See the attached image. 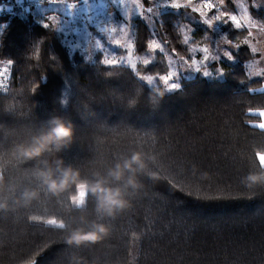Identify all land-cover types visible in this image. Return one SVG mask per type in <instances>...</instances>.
<instances>
[{
  "label": "trees",
  "instance_id": "obj_1",
  "mask_svg": "<svg viewBox=\"0 0 264 264\" xmlns=\"http://www.w3.org/2000/svg\"><path fill=\"white\" fill-rule=\"evenodd\" d=\"M245 1L250 7L252 0ZM250 12L264 22V10L251 7ZM159 17V40L175 55L188 57V46L178 39L179 34L173 38L170 34L177 26L174 14L163 12ZM47 18L46 13L36 12L25 17L0 16V58L16 61L9 94H0V103L12 98L21 86L26 88L35 77L40 85L31 97L36 105L32 122L39 125L62 116L76 128L78 141L59 154L67 163L81 166L89 175L113 164V154L139 149L155 157L150 169L161 179L154 182L140 177L144 191L132 197L130 210L105 221L111 226V235L96 246L67 247L62 243L66 233L31 221L29 216L37 215L64 219L72 226L69 216L75 210L70 208L68 196L43 195L15 218L0 219V264H19L45 244L52 246L37 258V264H76L77 260L87 264H264V193L255 199L196 198L197 191L201 196L243 192L240 178L249 173L253 150L264 144L260 130L245 122L248 108L264 107V92L252 91L261 87L264 75H248L246 62L254 57L248 45L241 43L239 50H232L234 61L225 65L221 79L199 75L181 78V88L166 93L154 113L144 108L129 113L101 104L93 106L95 117L81 119L73 110L78 85L91 82L100 87L96 80L102 53L96 51L94 59L88 61L79 50L70 52L59 30L50 33L43 27L44 23L52 24ZM133 22V50L142 53L148 48L151 33L143 20ZM224 29L225 36L234 42L247 36V30ZM199 32L202 29L197 26L192 36ZM192 36L189 42L197 43L198 37ZM40 37H49L42 46L44 57L52 52L63 66L62 73L47 68L43 80L40 70L24 68L23 59L30 42ZM167 69L160 53L148 65L137 67L142 75L153 76L163 75ZM123 71L127 77L133 76L130 67ZM110 83L122 91L127 87L125 77ZM141 83L147 95L151 86ZM65 97L69 104L62 107L60 100ZM99 123L107 127L95 126ZM0 124L14 130L10 136L0 132V149L24 137L30 127L28 122L2 113ZM87 215L96 218L91 203Z\"/></svg>",
  "mask_w": 264,
  "mask_h": 264
},
{
  "label": "clouds",
  "instance_id": "obj_2",
  "mask_svg": "<svg viewBox=\"0 0 264 264\" xmlns=\"http://www.w3.org/2000/svg\"><path fill=\"white\" fill-rule=\"evenodd\" d=\"M56 3L71 5L75 9L76 3L68 0H55ZM53 23H44L43 27L50 33L59 30V18L50 15L47 18ZM112 34L111 27L108 30ZM49 37H40L30 42L27 51L23 55L24 68L28 71L38 69L41 79H46L47 68L55 72H63L62 62L58 56L49 52L45 58L43 44ZM2 44V41H0ZM100 46L99 41L95 47ZM264 51V48H257ZM234 58H231L232 60ZM10 58H0V64L7 66ZM11 63L16 61L11 59ZM47 65L45 67L44 65ZM101 67L97 72L95 87L91 82L79 84V97L73 104V110L81 119L96 116L94 105L111 104L119 107L124 112H135L144 108L149 112L159 110L161 101L170 91L175 90L171 85L163 83L160 86L151 76L142 75L136 71L129 62L133 76L127 77L123 69L112 64L108 58H102ZM196 71V69H195ZM205 77L207 75L201 72ZM224 71H221L222 75ZM125 77L127 87L121 90L119 86H113L110 81H119ZM144 82L151 86V91L145 95ZM241 82V81H240ZM40 81L35 77L29 81L27 87L21 86L15 90V95L0 103V113L12 116L15 120H23L30 125L27 134L20 139H13L3 149H0V219L15 218L21 210H27L34 203L41 200L45 194L52 197L68 196L70 205L79 210L71 214L69 219L72 226L63 219H57V223L67 228L62 236V243L70 248H81L86 245H95L103 242L111 235V226L106 220L116 219L133 207L132 197L145 189V184L140 179L147 176L154 182L161 179L158 172L150 169V161L155 157L149 156L144 151L133 149L129 153L113 154L114 163L105 170H94L85 175L81 166L67 163L59 154L69 149L78 141V134L72 121L62 116H53L48 121L39 125L32 122L33 110L36 107L31 97L39 88ZM62 107H67V97L60 100ZM97 127H107L103 123ZM14 130L8 129L5 124H0V132L11 135ZM240 185L245 189L259 194V189L264 188V172H249L240 178ZM91 203L96 218H90L85 212L86 206ZM41 217L29 216L36 220ZM51 244H45L32 254L19 261V264H28L45 251ZM76 264H87V261L77 260Z\"/></svg>",
  "mask_w": 264,
  "mask_h": 264
},
{
  "label": "rangeland",
  "instance_id": "obj_3",
  "mask_svg": "<svg viewBox=\"0 0 264 264\" xmlns=\"http://www.w3.org/2000/svg\"><path fill=\"white\" fill-rule=\"evenodd\" d=\"M92 1L94 2L86 6L80 5V3L74 2V0H68L69 3L77 4L75 9L68 8L66 4L51 3L36 7L30 13L36 12L40 15L46 13L47 17L53 14L56 15L59 18L60 23L59 32L63 34V41L68 50L70 52L79 50L88 61H92L94 59V53L96 51H100L102 53V58H104L105 56L109 58L115 56L117 59H119L121 56H124L127 59L129 52H131L132 58L137 60V65L139 66L143 64V59H148L150 62H152L155 59L156 54L160 53L163 56L168 69L167 72L163 75H157L155 77L165 76L169 71H176L177 83H179V80L181 78H191L196 75L202 76L207 79H221L224 77V73L222 75H217L216 72L221 68L225 70V65H227L229 62L234 61V59L229 60L222 55L225 49L232 51L234 50V48H231V46L223 42L221 43V47L219 49L216 48L217 41L222 36H225L224 28H232L233 26L230 23L225 24L222 22H217L213 27L210 28L202 22L204 19H210L214 14H218L217 9H213L211 12H209L208 17H200L198 13L192 12L191 8L174 10L170 7H162L160 9L159 15L163 12H172L174 14V24L176 23L177 26L175 27V29H172V31H170V34H172V38L176 34H179L178 39L181 38L183 42V37L185 34H187L190 41L192 33L196 31V27H201L202 32H199V35L192 36L193 38L198 37V42L195 44L189 42V44L187 45L188 50L186 49V51H189V56L185 57L184 55H175L174 52L167 49V47L161 42V40H159L156 30V22H159L160 17H154L152 13H148L146 11L147 7H154V5L157 2H160V0H122V3H120L119 0ZM169 2H171V0H169ZM179 2L187 3V0H179ZM201 2L202 0H192L193 6L198 5ZM212 2L219 5V0H212ZM137 4H142L144 6L143 17L139 16L136 13ZM224 7H227L232 14H237L239 16L242 15V9L247 8L248 4L245 0H227L226 5L220 6L219 10L222 11ZM123 8L129 10V16L126 21H124L123 18ZM252 8L255 10H264V0H260L259 5ZM136 18L141 19L146 23L151 33L150 41L155 39L158 43H160L164 48L163 52H161L160 50L152 51L148 48L142 53L134 52L133 21ZM255 18L259 20L258 17ZM110 21L111 23H108ZM120 22H123L125 25V30L128 33L126 37L123 35V33L119 32ZM51 23L53 22L51 21ZM101 27H117V32L112 33L111 35H109L108 32L102 33L100 31ZM253 34L259 35L261 37V40L264 42V34L259 33L258 30H256V32H253ZM116 39H120L122 41L121 46H116L114 44V41ZM96 41H99L101 47H95ZM125 44H131L132 47L130 49L123 47V45ZM262 45L264 46V44ZM205 46L209 47L212 53L215 54L219 52L220 54L219 60L209 59L208 61H204V63L200 65L201 72L207 70L213 73V75L207 77H205L201 72L195 71L194 67H189V65H192L193 60H195L198 64L203 60L204 53L199 49ZM192 49H196V51H193ZM260 52L264 54V51ZM170 60L173 62L171 67H169ZM249 72L252 73L250 77L257 76L256 73L264 72V63H260L259 66L254 70L248 68V75ZM158 84L160 86H163L162 81H158Z\"/></svg>",
  "mask_w": 264,
  "mask_h": 264
},
{
  "label": "snow or ice",
  "instance_id": "obj_4",
  "mask_svg": "<svg viewBox=\"0 0 264 264\" xmlns=\"http://www.w3.org/2000/svg\"><path fill=\"white\" fill-rule=\"evenodd\" d=\"M53 2H55V0H53ZM119 2L122 3V0H119ZM84 3L87 6L88 0H84ZM226 3H227V0H219V5L216 3H213L212 0H202V2L200 4L193 6L192 0H187V3H180L179 0H171V2H169V0H160V2H157L154 5V7H147L146 11L148 13H152L154 17L159 18V12H160V9L162 7H170L174 10L191 8V11L194 13H198L200 17H208L209 12H211L213 9H217L218 14H214L210 19H204L202 22L204 24H206L207 26H209L210 28L213 27L217 22H222L225 24L230 23L237 30H240V31L247 30V36H245L242 41H239V38L237 37V41H239V42H234L233 39H229L227 36H222L217 41L216 48L219 49L221 47V43L223 42V43L231 46V48L239 50L241 47V43H242L245 45H249L252 53H256L257 51L252 46V39H250L253 37V31L252 30L256 29V30H258L259 33L264 34V22H261L260 20L256 19L253 16V14H251L250 8L258 6L260 3V0H253V3L251 4V6L247 7V8H243L242 9V15H239V16L237 14H232L228 10L227 7H224V9L222 11L219 10L220 6L226 5ZM76 6H75V8H76ZM67 7L70 8L72 6L67 5ZM143 8H144V6L142 4H137V6H136V13L141 17L144 16ZM122 12H123L124 21H126L128 19V16H129V10H127L126 8H123ZM108 23H111V21ZM47 26H50V25L48 24ZM108 30H109V27H101L100 28V31L102 33L108 32ZM111 32L116 33L117 27H111ZM119 32L123 33V35L125 37L128 35L127 31L125 30V25L123 22L119 23ZM183 43L185 45L189 44V36L187 34H185L183 37ZM114 44L116 46H121L122 41L120 39H116L114 41ZM99 47H101V46H98L97 48H99ZM123 47L130 49L132 47V45L131 44H125V45H123ZM147 47H148V49H150L152 51H155V50H160L161 52L164 51L163 46L160 43H158L155 39L151 40L148 43ZM192 50L196 51V49H192ZM199 50L204 53L203 60L200 61L199 64L195 60H193L192 65H189V67H194L197 72H201L200 65L203 64L204 61H208L209 59H211V60H219L220 59L219 52L214 54L210 51V48L207 46H205ZM222 55H223V57H226L229 60L231 58H234L232 55V51L228 50V49H225L223 51ZM105 58L110 59L112 64L119 65L122 69L129 68L130 67L129 62H131L132 65L135 67L136 71H139V70H137V67H138L137 60L132 58L131 52H129L127 59L124 56H121L119 59H117L115 56H112L111 58L105 56ZM142 63H143V65H148L150 63V61L148 59H143ZM172 63L173 62L170 60L169 67L172 66ZM13 65L14 64L11 63V59H10L9 64L7 66L3 65V67L0 68V94H9L10 72H11ZM248 67L254 68L255 65H249ZM131 70H132V68H131ZM221 71H224L223 68L219 69L216 72V74L219 75ZM203 72L207 76L213 75L212 72H209L207 70H205ZM251 75H252V73L249 72V76H251ZM256 75H264V73H256ZM147 76H151L156 83H158V81H162L163 83H167L168 85H171L173 90H175L179 87V84L176 82V77H177L176 71H169L168 74L165 76H159V77H155L153 75H147ZM252 91L264 92V86L257 88V89H252ZM245 115L247 117L245 122L252 129H259L261 135H264V107L248 108ZM257 147L259 150H253V152H252L249 172L250 171L251 172H264V144H260ZM150 164H155V160L150 161ZM246 175H248V174H246ZM243 189H244L243 192L237 191L236 194H234V195L231 192H228V193L221 192L218 195H212V196H201V195H199V192L197 191L196 198L197 199H205V200L255 199L256 198V195L253 192L245 189L244 187H243ZM258 191H259V193H264V188H260ZM189 194L192 195L193 193H189ZM70 208L72 210H75V213L79 212V210L76 209L74 205H70ZM84 210L86 213L89 212V204L86 206V208ZM32 221L39 226L47 225L49 230L55 229V230L61 231L63 233H66V231H67V228H65L63 225L58 224L57 219H55V218H49V219H41L40 218V219H36V220H32ZM98 244H95L93 246H96ZM42 253H40L35 258L34 261H29L28 264H37V258L40 255H42ZM58 264H62V261H58Z\"/></svg>",
  "mask_w": 264,
  "mask_h": 264
},
{
  "label": "built area",
  "instance_id": "obj_5",
  "mask_svg": "<svg viewBox=\"0 0 264 264\" xmlns=\"http://www.w3.org/2000/svg\"><path fill=\"white\" fill-rule=\"evenodd\" d=\"M51 3L56 2H53V0H0V16L6 18L14 16L25 17L34 8ZM2 67L3 65L0 64V68Z\"/></svg>",
  "mask_w": 264,
  "mask_h": 264
},
{
  "label": "crops",
  "instance_id": "obj_6",
  "mask_svg": "<svg viewBox=\"0 0 264 264\" xmlns=\"http://www.w3.org/2000/svg\"><path fill=\"white\" fill-rule=\"evenodd\" d=\"M74 2L80 3V5H85L84 0H74ZM92 2H94V1L88 0V5ZM253 32H256V29H254ZM250 39H252V46H255L257 48H264V46L262 45V44H264V42L261 40V37L259 35L253 34V37ZM248 47H249V45H248ZM249 49L251 50L250 47H249ZM253 54H254V57L246 62L247 69L250 68V67H248L249 65H255L254 68H250V69L254 70L256 67L259 66L260 63H264V54L262 52L258 51V52L253 53ZM262 86H264V82L262 83L261 87Z\"/></svg>",
  "mask_w": 264,
  "mask_h": 264
},
{
  "label": "bare ground",
  "instance_id": "obj_7",
  "mask_svg": "<svg viewBox=\"0 0 264 264\" xmlns=\"http://www.w3.org/2000/svg\"><path fill=\"white\" fill-rule=\"evenodd\" d=\"M40 7V6H39ZM33 11V10H32ZM29 14V13H28ZM18 17V16H17Z\"/></svg>",
  "mask_w": 264,
  "mask_h": 264
}]
</instances>
